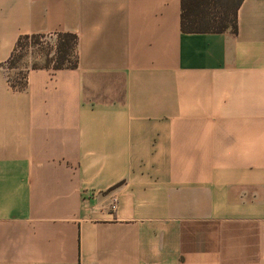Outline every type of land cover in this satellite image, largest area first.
<instances>
[{"label": "crops", "instance_id": "obj_1", "mask_svg": "<svg viewBox=\"0 0 264 264\" xmlns=\"http://www.w3.org/2000/svg\"><path fill=\"white\" fill-rule=\"evenodd\" d=\"M0 0V264H264V0ZM71 32L74 68L6 62Z\"/></svg>", "mask_w": 264, "mask_h": 264}, {"label": "trees", "instance_id": "obj_2", "mask_svg": "<svg viewBox=\"0 0 264 264\" xmlns=\"http://www.w3.org/2000/svg\"><path fill=\"white\" fill-rule=\"evenodd\" d=\"M242 0H181L180 25L184 32H224L237 31V10ZM44 34L21 35L16 40L12 54L6 62L8 69L18 68L30 48L40 46L43 60L32 62L19 70L9 81L13 87L23 89L29 69L34 68H74L76 66L75 46L77 36L71 32H57L50 49L42 47ZM42 47V48H41Z\"/></svg>", "mask_w": 264, "mask_h": 264}, {"label": "rangeland", "instance_id": "obj_3", "mask_svg": "<svg viewBox=\"0 0 264 264\" xmlns=\"http://www.w3.org/2000/svg\"><path fill=\"white\" fill-rule=\"evenodd\" d=\"M55 36H46L41 39L42 47L44 46V49H50V47L54 44ZM41 47V48H42ZM41 50L40 46H35L33 48H30L23 59L18 64V68L9 69L8 74L11 78L16 76V73L19 72L21 69H25L28 65H30L32 62L36 61L41 63L43 60V57L40 56Z\"/></svg>", "mask_w": 264, "mask_h": 264}]
</instances>
